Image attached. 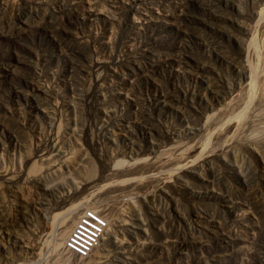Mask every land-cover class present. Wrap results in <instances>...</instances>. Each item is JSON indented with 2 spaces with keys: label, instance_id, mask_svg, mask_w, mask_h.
<instances>
[{
  "label": "rangeland",
  "instance_id": "1",
  "mask_svg": "<svg viewBox=\"0 0 264 264\" xmlns=\"http://www.w3.org/2000/svg\"><path fill=\"white\" fill-rule=\"evenodd\" d=\"M263 2L0 0V264H264Z\"/></svg>",
  "mask_w": 264,
  "mask_h": 264
},
{
  "label": "built area",
  "instance_id": "2",
  "mask_svg": "<svg viewBox=\"0 0 264 264\" xmlns=\"http://www.w3.org/2000/svg\"><path fill=\"white\" fill-rule=\"evenodd\" d=\"M105 225L106 222L94 211H85L74 221L65 237L63 247L78 259L89 257L98 244ZM60 264L70 263L61 262Z\"/></svg>",
  "mask_w": 264,
  "mask_h": 264
},
{
  "label": "bare ground",
  "instance_id": "3",
  "mask_svg": "<svg viewBox=\"0 0 264 264\" xmlns=\"http://www.w3.org/2000/svg\"><path fill=\"white\" fill-rule=\"evenodd\" d=\"M263 5H264V2H263ZM262 8V7H261ZM260 8V13H261V10L262 9H264V6H263V8L261 9ZM258 15H260V14H258ZM242 69H243V77H244V81L248 84V83H252V81H253V75L251 74V72H252V70H251V68H250V66L248 65V63H247V61L246 60H244V62H243V64H242ZM250 85V84H249ZM74 209V207H68L67 208V211H64L63 212V214L60 216V218L59 219H57V221L59 222V221H64L65 220V218L67 217L68 218V214H71ZM68 215V216H67ZM48 221V220H47ZM47 223V222H46ZM58 224V223H57ZM60 224V223H59ZM58 224V225H59ZM57 225V226H58ZM55 229V228H54ZM52 230V229H51ZM65 231V233H63V234H61V236L59 235V240H63L64 239V236H66V230H64ZM63 232V231H62ZM61 232V233H62ZM50 233V232H49ZM56 238V237H55ZM65 240V239H64ZM63 240V241H64ZM52 241V240H51ZM55 241V240H54ZM58 241V240H57ZM62 241V242H63ZM52 243V242H51ZM54 243V242H53ZM59 244H62L60 241H58V242H55L52 246V250H53V252H55L56 251V248H57V245H59ZM59 246H61V245H59ZM59 248V247H58Z\"/></svg>",
  "mask_w": 264,
  "mask_h": 264
}]
</instances>
